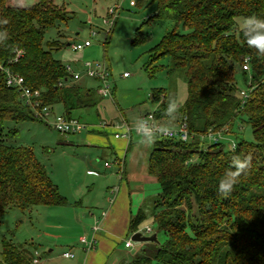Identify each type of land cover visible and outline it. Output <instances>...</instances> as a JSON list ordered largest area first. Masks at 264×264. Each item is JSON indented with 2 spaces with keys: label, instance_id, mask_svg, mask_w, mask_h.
Wrapping results in <instances>:
<instances>
[{
  "label": "trees",
  "instance_id": "obj_1",
  "mask_svg": "<svg viewBox=\"0 0 264 264\" xmlns=\"http://www.w3.org/2000/svg\"><path fill=\"white\" fill-rule=\"evenodd\" d=\"M19 2L0 0V61L21 74L28 87L41 90L43 103L53 114L58 115L55 108L60 105L61 115L77 118L76 111L98 104L97 88L78 82L59 86L68 73L52 50L65 44L53 40L46 47L44 40L47 30L69 20L72 13L54 0H37L33 5ZM151 4L156 11L144 25L155 18L173 24L150 49L151 62L169 59L165 67L173 84L153 93L154 114L162 121H186L193 137L188 141L150 139L148 174L161 190L131 220L130 232H137L153 217L156 229L168 238L163 244L149 243L123 264H264V55L248 47L243 27L237 30V18L264 17V0H137L135 7ZM142 28L136 29L133 43L148 40ZM108 42L109 37L105 45ZM17 50L23 54L8 64ZM246 57L251 59L250 73L241 66ZM236 65L251 90L245 104ZM179 79L187 83L188 95L180 103L178 116L170 119L165 109L169 100L178 101ZM7 120L42 121L0 73V219L9 208L25 212L36 206L67 205L34 149L8 142L18 130L5 133ZM237 120L241 127L252 128L254 141L240 138L228 149L220 140H201L209 132L233 134ZM247 156L252 158L251 167L233 190L227 197L218 193L232 159ZM32 259L26 244L1 240L0 264H33Z\"/></svg>",
  "mask_w": 264,
  "mask_h": 264
},
{
  "label": "rangeland",
  "instance_id": "obj_2",
  "mask_svg": "<svg viewBox=\"0 0 264 264\" xmlns=\"http://www.w3.org/2000/svg\"><path fill=\"white\" fill-rule=\"evenodd\" d=\"M36 1L20 0L19 3L33 5ZM54 1L59 5L66 6L72 13V17L66 22H59L56 27L45 32V46L47 47L46 42L53 40H59L65 44L59 49L52 50L54 57L64 65H71L73 70L81 73L84 72V63L105 61L109 66L110 80L115 90V96L96 97L98 104L95 107L76 111L74 115L89 126L98 125L99 127L104 124H113L112 128L106 126V128L101 127L100 129L104 131L101 135L105 139L115 138L114 133L119 131L115 129L116 125L120 124L125 117L131 126L138 125L141 117L156 110L157 105L152 100L153 93L161 88L169 89L173 86L165 67L169 63V59L162 58L153 63L150 52V49L162 40L173 24L155 18L144 25V22L155 13V4L140 8L130 7L129 0ZM121 2L123 9L120 11L112 32L108 35L109 42L105 45L104 32H99L96 37L91 36V22L100 25L101 18L106 15L107 8ZM237 23V30L244 26L242 18H237ZM141 25H143V33L148 35V40L143 43H133L136 29ZM72 40L75 43L90 40L92 45L82 51H74L67 45ZM160 64H163L161 68H159ZM235 72L239 80V90L247 89L243 82L242 72L237 65ZM125 73L128 74L127 77H124ZM85 78L87 77H83L82 80ZM86 81L88 87L96 88L100 85L96 79L88 78ZM176 89L178 101L184 103L188 95L187 83L179 79L176 82ZM61 109L62 107L58 105L55 108L56 114H61ZM51 118L49 120H52ZM13 128L18 130L17 134L8 142L17 146L32 147L38 159L46 166L53 181L60 186L62 193H72L71 195L74 196L78 191L79 198L86 199L87 185L91 187L96 185V190L102 188V183L97 180V177L87 175L83 160L100 161L103 164L107 159L106 161L112 166L115 160L108 150L95 145L88 146L85 144L83 135L62 134L43 121L14 122L7 120L4 122L5 133ZM90 130L92 129L84 131L82 134L85 135ZM133 137L134 140L136 139L134 143L146 144L151 148V151L153 150L151 140L138 139L135 134ZM67 138L77 142L78 146L74 148L65 146ZM240 138L249 142L254 141L252 128L247 124H243L241 127V122L237 120L234 125V133L222 134L220 141L229 149L231 144L237 143ZM206 142L211 143V140L207 138ZM69 210L68 207L52 206H36L31 211L25 212L16 208L7 209L0 219V251L1 240L6 238L15 243L26 244L33 252V256L38 252L42 260L51 258L52 264H84L86 254L77 241L81 228L79 224L75 223L72 211ZM148 226L152 227L153 231L147 233V236L157 234L160 244L167 240L166 234L156 229L153 217H149L141 227ZM132 242L136 247L131 255L128 254L129 260L137 253L145 251L149 243L157 244L133 240ZM95 248H98L97 244ZM66 251H72L75 257L64 258L63 254Z\"/></svg>",
  "mask_w": 264,
  "mask_h": 264
},
{
  "label": "crops",
  "instance_id": "obj_3",
  "mask_svg": "<svg viewBox=\"0 0 264 264\" xmlns=\"http://www.w3.org/2000/svg\"><path fill=\"white\" fill-rule=\"evenodd\" d=\"M86 79L88 78L81 79L82 81L80 80L78 83L88 87L87 83H85L87 82ZM113 96H115V90L113 91ZM125 120L127 121L126 117ZM162 123L172 127L177 125L174 121L167 119L163 120ZM109 125L112 128L113 124ZM109 125L90 126L92 130L87 134H78L83 135L85 144L88 146L95 145L108 150L115 160L110 167L105 166V163L108 162L106 161L107 159L103 164L100 161L83 160L85 161L84 168H86L87 175L97 177V180L102 183V188L96 190V185H92V187L87 185L86 199H80L77 195L78 191L73 196L71 195L72 193H62L59 186L60 192L67 198L68 204L57 207L70 208L69 211H72L73 220L81 228V233L78 237L83 234L92 235L93 224L100 218L101 212H106V216L101 219V228L96 233L97 249L86 251L79 243V238L77 240L86 254L84 264H107L108 262L109 264H120L130 261L131 259L127 258L128 254L131 255V252L136 247L134 244L131 247L125 246L126 241L132 240L133 232H130L131 220L144 206L146 200L157 195L161 190L160 184L156 179L148 174L151 148L146 144L134 143L136 141L134 137L130 141L126 140V138L105 139L101 135L104 131L100 128H106ZM115 129L117 128L115 127ZM69 138L65 140V146L72 148L78 146L77 142ZM136 138L148 140L140 136ZM101 167H103V170H101ZM115 188L116 191L111 193V190ZM140 247L142 248V246ZM34 250L36 249L34 248ZM123 253L124 256H122ZM51 260V258L46 260L41 258L40 264H52Z\"/></svg>",
  "mask_w": 264,
  "mask_h": 264
},
{
  "label": "built area",
  "instance_id": "obj_4",
  "mask_svg": "<svg viewBox=\"0 0 264 264\" xmlns=\"http://www.w3.org/2000/svg\"><path fill=\"white\" fill-rule=\"evenodd\" d=\"M128 3L130 7H135L137 5V0H129ZM122 9H123L122 2L109 6L107 8L106 15H104L101 18L100 25H95L93 21L91 22V27H90L91 36L96 37L99 32H104L105 41H106L111 30L114 28L116 20ZM68 45L74 51H82L85 48L90 47L92 45V42L90 40H85L83 43H75L72 40L71 42L68 43ZM22 54H23L22 50H17L15 58L9 61L8 64H12L13 62L17 61ZM250 60L251 59L249 57H246L244 59V63L241 65L242 69L249 73H250ZM66 70L68 76L64 80L59 81L58 83L59 86H69L72 83L79 82L83 77H87V78L96 79L100 82V85H98L97 87V94L100 97L105 98V97L113 96L114 86L110 80L111 72L108 64L105 61L103 62L88 61L84 63L83 73L73 70L71 65H66ZM0 73L5 76L6 84L9 87H13L17 89L22 102L32 110L34 116L42 120L43 122H46L50 127L55 129L56 131L62 134L78 135L90 129L89 125H87L78 118H73V117L68 118L61 114L58 115L53 114L50 107L44 105L42 100L41 90L31 89L30 87H28L25 84V79L21 74L14 72L9 65H5L1 61H0ZM127 76L128 74L125 73L124 77ZM250 91H251L250 89L240 90V94L242 96V104L246 103L247 99L250 96ZM50 117H52L51 118L52 120H49ZM165 126L166 125L162 123V120L157 119L153 112L141 117L138 125H136L135 127L131 126L130 123H128L125 119H123L120 124L115 126L119 131H117L114 134V137L126 138L129 141L132 140L134 134L148 140L159 136L168 139L188 141L193 137L189 131L186 121H183L174 127L167 126L173 129L171 134L168 136L158 134L157 129ZM220 136H221L220 133L209 132L207 136H202L201 140H205L206 138H208L209 140H211V142H216L220 140ZM231 145L232 147H235V143H232ZM105 166L110 167L111 164L106 162ZM115 191L116 188L112 189L111 193H114ZM105 216H106V212L105 211L101 212L100 218L97 219L95 221V224H93L92 226L91 229L92 235L83 234L79 237V243L84 247L86 251H90L95 248L97 244L96 233L100 230L101 219ZM152 231L153 228L148 226L146 228H140L137 232H142L144 234H147ZM125 246L126 247L133 246L132 240L126 241ZM63 257L66 259H71L74 258L75 255L72 251H66L64 252ZM40 259L41 258L38 255V252H36L35 256H33L32 263L40 264Z\"/></svg>",
  "mask_w": 264,
  "mask_h": 264
},
{
  "label": "clouds",
  "instance_id": "obj_5",
  "mask_svg": "<svg viewBox=\"0 0 264 264\" xmlns=\"http://www.w3.org/2000/svg\"><path fill=\"white\" fill-rule=\"evenodd\" d=\"M244 39L249 48L255 49L259 54L264 55V17L249 16L244 21V26L241 29ZM181 104L176 99H171L167 103L165 115L170 119L178 116ZM147 123V122H145ZM173 129L170 127H160L157 129L158 134L168 136ZM251 156L240 159L234 157L232 159L230 170L227 171L223 178L219 181L217 191L225 197L233 190L234 186L239 182L242 174H245L251 167Z\"/></svg>",
  "mask_w": 264,
  "mask_h": 264
},
{
  "label": "water",
  "instance_id": "obj_6",
  "mask_svg": "<svg viewBox=\"0 0 264 264\" xmlns=\"http://www.w3.org/2000/svg\"><path fill=\"white\" fill-rule=\"evenodd\" d=\"M132 240L135 242H158L157 234L147 236L142 232H136L132 235Z\"/></svg>",
  "mask_w": 264,
  "mask_h": 264
}]
</instances>
